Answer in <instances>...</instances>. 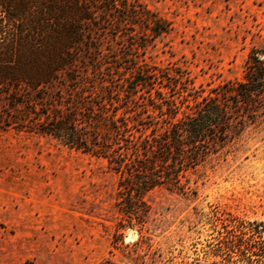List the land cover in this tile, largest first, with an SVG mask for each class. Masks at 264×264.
Masks as SVG:
<instances>
[{
    "label": "trees",
    "instance_id": "1",
    "mask_svg": "<svg viewBox=\"0 0 264 264\" xmlns=\"http://www.w3.org/2000/svg\"><path fill=\"white\" fill-rule=\"evenodd\" d=\"M170 29L142 0H0V130L106 161L117 175L116 247L148 222L151 191L194 192L188 174L264 116V48L249 51L240 78L197 88L185 70L143 57ZM256 237L237 244L264 259Z\"/></svg>",
    "mask_w": 264,
    "mask_h": 264
},
{
    "label": "rangeland",
    "instance_id": "2",
    "mask_svg": "<svg viewBox=\"0 0 264 264\" xmlns=\"http://www.w3.org/2000/svg\"><path fill=\"white\" fill-rule=\"evenodd\" d=\"M142 1L171 23L143 57L185 70L197 88L240 78L249 51L264 48V0ZM188 178L194 192L151 191L148 222L125 229L116 247L117 175L106 161L0 130V264H264L237 244L264 238V116Z\"/></svg>",
    "mask_w": 264,
    "mask_h": 264
}]
</instances>
